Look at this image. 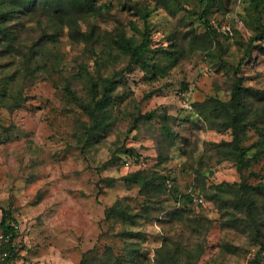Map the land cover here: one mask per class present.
<instances>
[{"label": "rangeland", "instance_id": "obj_1", "mask_svg": "<svg viewBox=\"0 0 264 264\" xmlns=\"http://www.w3.org/2000/svg\"><path fill=\"white\" fill-rule=\"evenodd\" d=\"M102 3L107 6L86 14L73 11L72 19L38 9L15 26L10 49L0 42V233L4 214L17 225L9 263L264 264L260 235L234 207L235 194L222 201L205 195L223 182L264 180V157L239 170L221 154L232 129L209 121L197 105L229 99L237 75L250 90H264V41H252L264 22V0L259 10L253 0H215L209 17L217 37L191 14L201 10L200 0H99L96 6ZM141 7L151 10L147 22ZM146 28L159 47L152 61L169 64L165 52L176 49L178 62L164 75L140 65L126 69L112 122L95 141L98 135L83 128L88 115L66 97L65 84L79 71L76 88L86 96L89 72L107 76L127 65L117 34L139 41ZM257 138L252 129L244 142ZM139 169L158 180L170 176L166 192L151 190L146 198L125 180ZM173 189L200 194L204 203L174 214L180 205ZM119 200L128 213L106 218V208Z\"/></svg>", "mask_w": 264, "mask_h": 264}, {"label": "trees", "instance_id": "obj_2", "mask_svg": "<svg viewBox=\"0 0 264 264\" xmlns=\"http://www.w3.org/2000/svg\"><path fill=\"white\" fill-rule=\"evenodd\" d=\"M99 0H0V42L4 44L6 50L10 49L13 44L12 40L18 35L15 26L23 24L26 19H31L29 13H34L38 9L53 11L60 18L67 17L72 19L71 13L78 11L81 13L93 11L101 7H106V3L96 6ZM161 1V0H159ZM166 1V0H165ZM168 1V0H167ZM215 0H200L201 10L193 8L192 15L199 17L204 22L210 33L217 37V30L214 28L210 13ZM161 3V2H158ZM253 8L259 10L258 0H253ZM139 13L147 22L151 15V10L146 7L139 8ZM27 16L26 18H22ZM141 39L135 40L132 36H127L121 32L117 34L115 43L118 49L128 57V63L125 68H122L118 73L112 75L97 77L89 72L87 77V95H79V74L71 73L65 84L66 97L81 107L89 117V123L84 122L85 134L94 136L93 140L97 141V137H101L104 130L110 126L113 117V108L115 103L114 93L121 82V76L126 69H130L134 65H140L148 70L153 68L155 74L164 75L165 69L173 66L178 62L179 56L176 49L166 50L165 55L169 64H162L158 61H152V56L158 52L159 47L153 46L152 34L145 30H139ZM264 41V22H260L257 27V33L252 37V41ZM251 42L250 44H252ZM250 51V50H249ZM248 51V53H249ZM98 59V58H97ZM98 62V60H97ZM169 65V66H168ZM84 71H87L85 64L81 66ZM242 62L238 66L236 73L241 69ZM31 73L35 72V68H29ZM80 69V71H81ZM125 69V70H124ZM167 71V70H166ZM81 77V76H80ZM240 76H236L229 99H221L217 97H209L205 101L198 103L199 110L206 111V117L209 121L217 124L221 123L225 128H231L233 138L225 140L220 145L221 154L233 159L239 170L246 169L253 162L264 157V90H250L243 86ZM19 100L22 96H19ZM260 110H259V109ZM151 116L153 114H150ZM167 132H170L169 127ZM254 129L258 138L249 145L245 144V140L249 136V131ZM172 139V138H171ZM151 170L139 169L131 172L125 177L127 182H134L140 186L141 193L149 198L150 191L166 192L167 177L164 174L160 175V180L156 178ZM219 190L214 192L205 191V195L210 199L217 198L222 201L225 193L232 192L235 194L234 207L244 212L249 220V225H253L255 235L262 236L260 221L262 212L264 211V180H260L257 184H250L246 181L239 182H223L218 185ZM172 196L176 204L180 205L174 214L181 215L185 212L186 206H190L195 210V206L203 205L204 197L202 195L195 196L192 192H182L179 189L172 190ZM197 198H202L203 202L198 203ZM183 205V207L181 206ZM125 204L119 200L113 206L106 208V218L112 214L125 215L128 213ZM258 220V221H257ZM264 221V220H262ZM2 231L12 233L11 239L4 242L3 249L8 251L6 262L2 264H10L13 255L16 253V245L13 244L17 230L14 225L7 222V215L4 214L2 219ZM258 236L256 244H259L258 255L264 250V240ZM163 249H160L161 252ZM194 260L188 259L183 264H193ZM176 264V263H173Z\"/></svg>", "mask_w": 264, "mask_h": 264}, {"label": "built area", "instance_id": "obj_3", "mask_svg": "<svg viewBox=\"0 0 264 264\" xmlns=\"http://www.w3.org/2000/svg\"><path fill=\"white\" fill-rule=\"evenodd\" d=\"M196 201L198 203H200V202H203V199L202 198H197ZM14 227L16 228L17 225H14ZM11 237H12V233L11 232H9V233H6V232L0 233V246L3 244V242L9 241V239H11ZM6 256H8V252L7 251H5V250L4 251H0V257L6 258Z\"/></svg>", "mask_w": 264, "mask_h": 264}]
</instances>
